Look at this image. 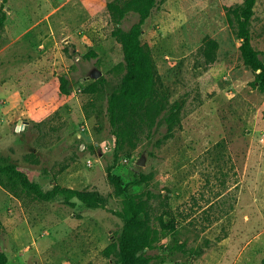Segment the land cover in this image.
Returning a JSON list of instances; mask_svg holds the SVG:
<instances>
[{"label": "rangeland", "instance_id": "obj_1", "mask_svg": "<svg viewBox=\"0 0 264 264\" xmlns=\"http://www.w3.org/2000/svg\"><path fill=\"white\" fill-rule=\"evenodd\" d=\"M110 1L0 0L8 15L0 44L1 155L31 169L45 191L57 184L90 190L104 203L40 201L0 182V247L9 264H114L102 252L123 228L124 197L110 171L125 184L132 172L142 175L131 189L149 198L154 225L160 217L176 225V236L167 233L154 253H170L176 242L184 250L163 264H264V93L227 11L244 0H167L154 10L142 40L167 107L179 101L182 108L172 129L162 116L151 137L118 162L107 105L125 71ZM138 19L131 13L123 27ZM251 33L264 56V0ZM210 40L218 43L214 61L204 53ZM94 70L105 82L85 92L99 80ZM63 76L70 95L61 91Z\"/></svg>", "mask_w": 264, "mask_h": 264}, {"label": "trees", "instance_id": "obj_2", "mask_svg": "<svg viewBox=\"0 0 264 264\" xmlns=\"http://www.w3.org/2000/svg\"><path fill=\"white\" fill-rule=\"evenodd\" d=\"M167 0H114L108 3L112 20L116 23L113 36L122 45L124 62L120 64L125 71L120 85L108 93L107 115L111 125L114 149L118 162L120 154L134 150L145 138L151 137L153 129L163 116L168 125H174L179 119L182 105L179 101L167 107L168 98L158 87L159 72L152 50L142 40L144 26L155 9L160 8ZM258 0H244L243 4L228 8L231 23H236L238 37L242 40L241 53L245 64L256 75L255 85L264 93V56L252 43L251 24L255 15ZM135 13L139 19L129 29L123 27L125 19ZM7 12L0 10V44L3 38ZM218 43L210 40L205 48L209 61L216 58L215 49ZM93 57L94 54H89ZM61 91L72 93L71 82L67 77H61ZM105 79L99 78L85 88L92 92L97 84H104ZM94 107V103L91 104ZM90 103L85 106L86 116L92 118ZM172 129V127L170 126ZM95 148V145H90ZM109 179L115 186L116 193L123 196V207L119 213L123 220V228L116 239L107 246L102 254L111 259L114 264H163L170 260L175 251H182L183 245L176 242L169 248L170 253L162 250L155 252L162 243L163 237L171 232L176 236V225L167 223L160 217V226L153 223L152 207L149 198L131 189L132 185L142 182V175L132 172L130 182L125 184L120 177L109 172ZM0 182L11 193L17 196L32 195L40 201H52L59 197L65 199L77 198L90 207L104 206L103 199L94 191L78 190L57 184L53 189L45 191L34 179V172L7 160L0 152ZM172 230V231H171ZM184 250V249H183ZM0 264H9V257L0 247Z\"/></svg>", "mask_w": 264, "mask_h": 264}, {"label": "water", "instance_id": "obj_3", "mask_svg": "<svg viewBox=\"0 0 264 264\" xmlns=\"http://www.w3.org/2000/svg\"><path fill=\"white\" fill-rule=\"evenodd\" d=\"M91 76L94 78V79H99L101 76H102V72L99 71V70H94L92 73H91ZM146 161H145V157L143 156L140 161L138 162L139 165H145Z\"/></svg>", "mask_w": 264, "mask_h": 264}, {"label": "built area", "instance_id": "obj_4", "mask_svg": "<svg viewBox=\"0 0 264 264\" xmlns=\"http://www.w3.org/2000/svg\"><path fill=\"white\" fill-rule=\"evenodd\" d=\"M82 147L85 148V144H83ZM89 163L92 164L93 163V160H89Z\"/></svg>", "mask_w": 264, "mask_h": 264}]
</instances>
